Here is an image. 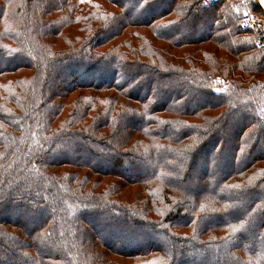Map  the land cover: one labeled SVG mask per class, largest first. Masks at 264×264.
Listing matches in <instances>:
<instances>
[{"label":"trees","instance_id":"obj_1","mask_svg":"<svg viewBox=\"0 0 264 264\" xmlns=\"http://www.w3.org/2000/svg\"><path fill=\"white\" fill-rule=\"evenodd\" d=\"M255 1L0 0V264H264Z\"/></svg>","mask_w":264,"mask_h":264},{"label":"rangeland","instance_id":"obj_2","mask_svg":"<svg viewBox=\"0 0 264 264\" xmlns=\"http://www.w3.org/2000/svg\"><path fill=\"white\" fill-rule=\"evenodd\" d=\"M255 1V0H254ZM255 2L258 3V1L256 0ZM158 6H165L164 3H162V5H158ZM261 12V11H260ZM259 11L257 12H254V11H250V10H246L244 13H256L257 14V22L259 24V27H263L264 28V16L262 14H260ZM262 15V17H261ZM245 16V14H244ZM244 19V17H243ZM204 30H202L201 32H203ZM189 52H195V48H191V49H187ZM70 73H67V76L69 75ZM242 124L241 121H239V119H233L231 120L230 122V128H229V132L231 133V136H235L236 135V131L238 129V127ZM231 146H233L232 144L230 145V148ZM213 155V152L209 149L205 152V155L200 157L196 162H195V165H194V174H193V189H194V192L196 191H199V189H201L202 187H205V183L201 182V181H197V176L200 175L201 173H203L205 171V168L208 167L209 163H210V157ZM85 156V160H89L90 159V155L89 153L86 152V155H83ZM89 157V158H88ZM232 160H233V156L231 155V153H226L225 155L219 157V161H218V167H219V171L221 172V174H227L229 173L230 171H232L234 168H235V164L232 163ZM103 165V163L101 164ZM149 171V169L147 170ZM212 173V170H207L206 172H204V174H207V175H210ZM191 185V184H190ZM0 214L3 215V216H6V212L4 210H0ZM12 218H15V216H11ZM32 219V218H31ZM40 219V217H35L33 216V220L35 221H38ZM30 219L26 218L24 220V223L28 226V227H31L33 225L32 222L29 221ZM104 227H105V224H95V228L97 230H100L102 229L103 232H104ZM120 233L118 231H116L115 233L114 232H107L105 233V238L110 242V243H113V241L115 240V238H117V236L119 235ZM116 236V237H115ZM131 247H136L138 241L133 239L131 240ZM7 264H12L11 262L7 263Z\"/></svg>","mask_w":264,"mask_h":264},{"label":"built area","instance_id":"obj_3","mask_svg":"<svg viewBox=\"0 0 264 264\" xmlns=\"http://www.w3.org/2000/svg\"><path fill=\"white\" fill-rule=\"evenodd\" d=\"M258 1V0H257ZM206 4H209L212 2V0H204ZM242 26L244 29L248 31H254L259 29V24L257 22V14L256 13H245ZM260 43H264V34L261 36ZM220 81V80H219Z\"/></svg>","mask_w":264,"mask_h":264},{"label":"water","instance_id":"obj_4","mask_svg":"<svg viewBox=\"0 0 264 264\" xmlns=\"http://www.w3.org/2000/svg\"><path fill=\"white\" fill-rule=\"evenodd\" d=\"M258 4L264 10V0H258Z\"/></svg>","mask_w":264,"mask_h":264}]
</instances>
